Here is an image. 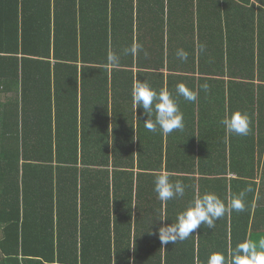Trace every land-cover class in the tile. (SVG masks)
Returning a JSON list of instances; mask_svg holds the SVG:
<instances>
[{
    "label": "trees",
    "instance_id": "16d2710c",
    "mask_svg": "<svg viewBox=\"0 0 264 264\" xmlns=\"http://www.w3.org/2000/svg\"><path fill=\"white\" fill-rule=\"evenodd\" d=\"M68 1L0 0V94L11 92L0 99V264H111L113 253L140 264L147 238L149 264H207L264 239V0H81L80 12L63 11ZM133 45L140 50L126 54ZM134 81L166 88L183 130L148 131ZM179 83L194 102L176 94ZM235 111L249 116L246 136L220 123ZM161 171L185 194L151 226L163 212ZM197 173L216 176L210 191L226 205L245 192V210L169 243L163 261L158 235L144 231L188 207Z\"/></svg>",
    "mask_w": 264,
    "mask_h": 264
},
{
    "label": "clouds",
    "instance_id": "9594fccd",
    "mask_svg": "<svg viewBox=\"0 0 264 264\" xmlns=\"http://www.w3.org/2000/svg\"><path fill=\"white\" fill-rule=\"evenodd\" d=\"M140 47L133 45L131 49H125V53L131 51L135 55ZM200 47L201 50L204 49V45ZM177 55L182 60H187L188 53L183 49L178 50ZM119 59L120 57L116 54L108 56V62L113 66L119 64ZM201 87L207 91L209 85L205 83ZM176 94L189 102H194L197 99V93L184 83H179L176 86ZM132 99L135 112L140 107L147 115L148 119L144 121V127L148 131L156 132L159 129L162 134L167 135L175 130H183V113L176 98L166 88L157 92L146 81H134ZM220 123L224 126L226 133L246 136L251 131L249 116L241 111L225 115ZM154 191L157 193L158 199L165 203L184 196L185 185L179 180L175 183L170 182L168 173L161 171L155 178ZM244 197L245 192H241L226 205L214 193L206 192L203 195H197L188 207L180 212L175 220H172L171 224H161L155 233L151 227L148 233L158 235L162 248L169 243L175 245L178 241H184L193 235L194 230L201 225L214 228L216 220L223 217L228 211H244ZM168 219L161 213L151 226L156 221H167ZM129 261L130 264H135V257L129 258ZM207 264H264V239L259 240L258 243L248 240L240 242L230 253V259H227L223 254L213 253L209 256Z\"/></svg>",
    "mask_w": 264,
    "mask_h": 264
},
{
    "label": "crops",
    "instance_id": "0c3cea01",
    "mask_svg": "<svg viewBox=\"0 0 264 264\" xmlns=\"http://www.w3.org/2000/svg\"><path fill=\"white\" fill-rule=\"evenodd\" d=\"M63 1H66V0H63ZM61 4L63 5H61L62 6V10L63 11H69L70 9L72 10V9H75V8H77V9H75V10H77L78 12H80L81 10H82V5H81V0H72V1H68V2H64V3H62L61 2ZM49 6H47L46 7V9L48 10L49 8H48ZM51 7V11L52 12H54L55 10L54 9H56L53 5H51L50 6ZM77 18H78V20L80 19V16H77ZM79 26H80V24H78ZM197 25V24H196ZM198 26V25H197ZM73 31L78 35V37H81L82 36V32L80 31V28H76V30H74L73 29ZM73 31L71 30V33L73 34ZM165 72H167V71H165ZM4 80H3V78L0 76V82H3ZM34 81H36V79L34 80ZM37 83H39V85H42V83H43V79L42 78H39L37 81H36V83L35 84H37ZM2 89V86L0 85V90ZM10 91H7V90H5L4 92H1V94H0V99L2 100V101H4L5 100V97H9V95H10ZM206 122H208V120H206ZM208 137V136H207ZM197 139H199V136H198V138ZM208 140H210L209 139V137H208ZM210 169H208V171H209ZM208 173V172H207ZM215 177L216 176H213V175H206V182H204L203 180H202V178H203V175L201 174V173H197L196 175H195V178H196V182H190L189 184H187L186 186L187 187H195L196 189H195V192L197 193L196 195H198V193H201V191H200V188H202L203 187V189L205 190L206 189V191H205V193L206 192H209V193H211V191H210V189L211 190H214V188H215V186H217V181L215 182ZM225 177H227L226 179H228L229 181H232V180H234V179H236L237 178V175L236 174H234L233 172H232V170H230V168H228V174L225 176ZM257 182H259V185H261V182L264 184V181H261V178L260 177H258L257 179ZM258 187H260V186H258ZM159 201H157L156 203H154V207H156V211H160V209H159V204L157 205V203H158ZM78 203H79V212L81 213V201L79 200L78 201ZM163 205V206H162ZM166 207V202L165 203H163V204H161V209L163 210V214L165 215V208ZM80 218V217H79ZM151 229V228H150ZM150 229H148V228H146V231H144V234H146L147 232H149L150 231ZM80 233V230L78 231V234ZM80 238V237H79ZM197 238H198V236H197ZM134 240V238L132 239V241ZM198 239L196 240V248L198 247ZM32 246H35V244L34 243H32L31 244ZM57 246L59 247V245H58V243H57ZM80 247H81V245H79ZM176 248H177V245L175 244L174 245ZM143 252L140 254V256H139V259L141 260V262H140V264H149V263H151L150 261H151V259H150V257L148 256L147 257V259H146V253L147 254H149V253H151V252H153V250H152V247H151V241L147 238V239H144V245H143ZM206 248H208L207 246H206ZM147 251H146V250ZM162 252H163V255H162V260L163 261H165V252H166V249H165V246H163V248H162ZM172 254V253H171ZM177 254V253H176ZM106 258V257H105ZM116 258H118L119 259V263L120 264H127V257L125 256V255H120V257H115V255H114V253H113V257H112V263L111 264H115L116 263ZM196 263H198V255H196ZM164 264H165V262H164ZM176 264H181V262H176Z\"/></svg>",
    "mask_w": 264,
    "mask_h": 264
}]
</instances>
